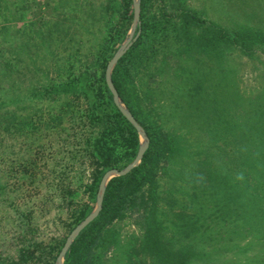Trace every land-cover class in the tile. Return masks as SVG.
I'll return each mask as SVG.
<instances>
[{
	"label": "rangeland",
	"instance_id": "obj_1",
	"mask_svg": "<svg viewBox=\"0 0 264 264\" xmlns=\"http://www.w3.org/2000/svg\"><path fill=\"white\" fill-rule=\"evenodd\" d=\"M0 2L3 7L9 8L10 16L6 22H9L13 30L17 26L23 29L34 28L39 32L52 30L54 35L51 41L44 42L47 39L43 35V40L39 42L43 51V64L46 65V80L41 84L47 82L56 89L60 84L76 86L90 94L93 101L100 78L105 72V65H108L131 30L133 19L126 25L124 37L119 38L118 23L123 14L122 0ZM164 2L161 5L160 0L150 1L147 9L150 38L144 42L145 45L142 44L141 50L131 54L132 74L129 81H133L132 103L143 117H155L160 125L169 126L167 128L171 132L181 131L182 135L183 128H173L174 124H179L174 121L176 115L168 123L158 118V112L163 110L172 113L177 107L180 109L177 104L181 97L178 95L184 91V85L190 82H193L192 87L196 93L203 91L205 99H211L213 88L217 85L221 89V99H211L204 103L216 115L225 117L222 123L229 125L231 121L225 105H229L232 95L231 85L226 84L230 79L238 83L244 95L248 94L245 99L252 97L258 101L259 98H264V0ZM184 11L197 15L200 24L188 22L183 15ZM1 20L3 21V17ZM212 25L249 33L253 37L244 38L240 43L234 44L196 42L195 38H200ZM26 38L20 34L18 41L24 45ZM35 43H32V49H37L34 47ZM25 48L32 52L29 46ZM90 72H94V75L89 80ZM31 78L33 76L27 73L25 81L29 82ZM69 91L73 92L71 89ZM224 92L229 95L228 102L224 100ZM29 93L32 92L25 93L24 89L17 92L24 98L20 107L27 117L29 114L37 116L38 122L32 127L25 126L17 130L16 138L10 134L3 152L4 162L1 164L3 168L0 174L4 177L6 188L5 192L0 193V264H47V257L39 250L34 255L28 254L24 259L18 256L25 241L21 225H24L23 222L31 224L32 232L27 236L26 244L38 242V247H48L59 240L67 239L76 225L84 219L79 221L78 214H75L77 208L72 200L64 199L63 189L69 183H73L70 189L76 191L74 198L89 205L90 210L96 206L97 197L89 189L96 164L85 150V138L82 136L88 125L83 119L73 121L71 116V110L74 113L79 110L78 115L82 114V108L88 105L87 97L80 96L83 93L78 95L74 92L60 95L52 92L47 97L40 92V96L30 100L25 98ZM57 114H62L63 124L59 130L56 128V119L50 117H56ZM193 124L200 125V122L193 117ZM205 124L206 127L209 126L208 120ZM181 156L182 160L172 165L175 166L173 171L180 172L184 167L182 165L187 164L183 161L186 157L183 154ZM134 158L127 160L124 157L120 161L121 168ZM27 159H32L30 162L33 166L25 164ZM55 164L58 165L57 168L54 167ZM187 168L192 172L189 166ZM56 175L62 180L59 191L52 182ZM161 176L162 189H168L173 176L164 173ZM175 178L180 181L178 185L181 190L172 197L170 193H166L169 198L164 205L166 214L174 208V215L183 217L187 212L194 218V212L189 210L192 205L187 192H192L193 187L188 181L183 182L182 177ZM172 199L175 200L172 202ZM147 215L145 206H136L111 225L105 240L97 249V259L103 264H150L149 258H146L148 256L139 251ZM168 217L175 218L172 215ZM235 229L231 221L221 222L212 230L217 238L208 239L205 244L199 242L200 233L181 236L183 241L199 242L194 250L192 264H264V237L260 236L262 234L255 230L252 233L247 230L246 233H234ZM169 233L173 235V232ZM132 257H136V260Z\"/></svg>",
	"mask_w": 264,
	"mask_h": 264
},
{
	"label": "trees",
	"instance_id": "obj_2",
	"mask_svg": "<svg viewBox=\"0 0 264 264\" xmlns=\"http://www.w3.org/2000/svg\"><path fill=\"white\" fill-rule=\"evenodd\" d=\"M150 1L142 0L141 3L142 33L119 60L113 71V82L123 101L145 128L150 138V145L142 162L130 173L110 180L102 211L73 242L64 264H103L97 259L96 254L101 242L109 233V227L128 211L140 205L145 206L148 215L139 251L148 256L146 258H149L150 264H192L194 250L198 247L197 243L205 244L208 239H216L217 237L212 233L213 228L226 220L231 221L235 226L234 233H243L245 230L252 233L255 230L264 237V98H259L258 101L252 97L245 99L248 94L244 95L238 83L230 79L226 84L231 85L232 95L230 98L226 92L223 95L226 102L229 98V105L225 106L231 123L226 125L222 123L225 117L221 114L216 115L212 108L204 103L210 102L211 99H221V89L215 85L211 99L207 98L209 99L207 100L204 98L203 91L195 92V88L192 87L193 82L190 84L184 82L186 87L178 95L181 100L177 106L181 108L177 107L172 113L160 110L157 114L158 118L168 123L176 115L177 118L174 121H178L179 124H176L177 126L174 124L173 128H183L182 135L181 131L171 132L167 128L169 126L160 125L155 117H143L132 103L133 81H129L132 74L131 54L141 50L142 44L145 45L144 42L148 40V37L150 38L148 34L150 22L147 15ZM160 1L161 5L165 4L164 0ZM122 6V19L118 23L120 39L124 37L126 25L134 16L133 0H122ZM183 15L188 22L200 24V18L193 12L184 11ZM9 16V8L3 7L0 2V18L3 17V21H0V171L3 168L1 164L4 162V147L10 134L16 138L17 130L25 126L32 127L38 122L37 116L29 114L27 117L28 115L23 114L20 104L24 98L17 94L19 90L24 89L25 93L32 92L25 97L30 100H34L37 95L40 96V92L47 97L53 93L59 95L83 93L80 96L87 97L88 105L82 108L81 115H78L79 110H76V113L71 110L73 112L71 116L73 121L83 119L88 125L82 136L85 138L83 139L85 150L96 164L92 173V183L89 185L92 195L96 198L104 173L111 168H121L120 161L124 157L127 160L136 157L141 142L137 129L113 100V94L105 77L107 65L93 101L90 99V94L84 93L76 86L60 84L56 89L47 82L41 84L46 80L44 70L46 65L43 64V51L39 47V42L43 40V35L47 39H44V42L51 41L54 34L51 29L47 32H39L34 28L23 29L17 26L16 30H13L9 22H6ZM20 34L27 37L24 45L18 41ZM251 36L249 33L212 25L210 30L195 40L196 42L216 41L234 44ZM34 41L36 42L34 47L37 49H32ZM26 46H29L32 52L26 49ZM27 73L33 76L29 82L25 81ZM92 75L94 72L89 73V80ZM150 92L153 93L152 90ZM159 105H161L160 102ZM159 108L162 107L159 106ZM50 117L56 119L58 122L56 128L59 130L63 124L62 114ZM193 117L199 120L200 125L193 124ZM206 120L209 122L208 127L205 126ZM45 129L47 130L48 126ZM181 154L186 157L187 160L183 161L187 164L182 165L184 167L180 172L173 171L175 166L172 165L182 160ZM30 161L32 159H27L25 164L31 166L33 163ZM187 166L192 172L188 171ZM54 167L57 168L58 165L55 164ZM163 173L173 176L170 187L165 190L162 189L161 182ZM175 176L182 177L183 182L188 181L193 187L192 192L189 190L187 192L190 194L188 200L192 205L189 210L194 212V218H191L187 212L183 217H178L179 214H173L174 208L166 214L164 205L166 200H169L166 193H170L172 197L181 190L178 185L180 181ZM3 180L4 177L0 174V193L5 192L6 188ZM52 182L59 191L61 178L56 175ZM70 187H73V183L66 185L63 196L65 200H72L77 208L75 210V214H78L77 219L81 221L92 210L89 209V205H84L79 199L74 198L76 191ZM174 200L172 199V202ZM195 205L196 208H193ZM170 215L175 218L169 219ZM23 224L21 227H23L22 234L25 241L18 256L24 259L28 254L34 255L39 250L47 257V264H55L66 239L59 240L53 246H48L49 248L43 245L38 247L40 244L38 242L26 244L27 236L32 229L28 222ZM169 232H173V235ZM190 233H200V241H183L182 237ZM132 258L136 260V257Z\"/></svg>",
	"mask_w": 264,
	"mask_h": 264
},
{
	"label": "water",
	"instance_id": "obj_3",
	"mask_svg": "<svg viewBox=\"0 0 264 264\" xmlns=\"http://www.w3.org/2000/svg\"><path fill=\"white\" fill-rule=\"evenodd\" d=\"M141 3L142 0H133L134 16H133L131 30L125 41L121 44V46L118 48L112 59L109 61L105 72L106 82L110 91L113 94V100L115 104L123 113V115L134 125V127L137 129L139 133L141 139L140 147L134 160L130 162L128 165H126L124 168H111L104 173L97 192L95 208L72 230L70 235L67 237L60 253L58 254L55 264H64L67 252L69 251L73 242L82 232V230L86 228L92 221H94L99 216L103 208L104 197L110 180L113 179L114 177H120L130 173L136 166H138L142 162L143 156L150 145V138L145 128L139 123V121L133 115L129 107L125 104L113 82V71L117 63L128 52V50L132 47L134 42L140 36Z\"/></svg>",
	"mask_w": 264,
	"mask_h": 264
}]
</instances>
